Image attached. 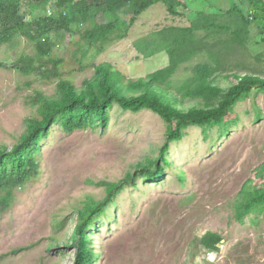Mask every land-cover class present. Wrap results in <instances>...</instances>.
Segmentation results:
<instances>
[{
	"label": "rangeland",
	"instance_id": "1",
	"mask_svg": "<svg viewBox=\"0 0 264 264\" xmlns=\"http://www.w3.org/2000/svg\"><path fill=\"white\" fill-rule=\"evenodd\" d=\"M249 1L185 0L186 8L176 16L158 4L96 64H110L130 83L147 80L169 65L161 32L188 28L200 15L215 16L216 32L194 33L200 52L181 61L163 84L178 109L202 108L204 99L180 97L195 77L208 76L223 93L238 84L233 75L264 79V22L243 26L227 15L238 9L247 17ZM50 12V5H34L28 23ZM131 17L129 12L119 16L124 24ZM218 24L228 32L221 33ZM234 32L240 34L235 40ZM64 34L50 39L52 52L60 56L73 49ZM31 54L24 42L3 47L0 63L11 65ZM73 77L81 91L93 80V71ZM23 80L0 69V147L7 150L26 134V121L34 113L27 99L32 90L21 88ZM37 87L47 96L56 91L54 85ZM170 130L171 124L154 111L133 112L116 103L105 122L95 118L71 133L60 124L52 127L40 144L35 175L14 191L11 207L0 216V264H73L74 251L68 245L78 210L84 203L100 202L109 186L123 181L90 231L94 264H264V210L242 222L234 218V207L247 189L264 185V88L243 95L220 123L190 126L172 143L167 139ZM166 146L165 163L160 156ZM156 170L158 177L153 176ZM208 233L220 237L217 251L201 247Z\"/></svg>",
	"mask_w": 264,
	"mask_h": 264
},
{
	"label": "trees",
	"instance_id": "2",
	"mask_svg": "<svg viewBox=\"0 0 264 264\" xmlns=\"http://www.w3.org/2000/svg\"><path fill=\"white\" fill-rule=\"evenodd\" d=\"M185 3V0H0V48L24 42L31 46L32 52L31 56H19L14 64L0 63V69L13 71L24 78L21 88L32 90L27 99L34 110L26 121V134L11 150L0 147V216L11 207L14 191L35 175L40 144L55 125L60 124L71 133L86 128L95 118L105 122L108 110L116 103L125 110L149 109L159 114L171 124L167 139L172 143L181 140L183 131L190 126H211L222 122L243 95L256 87L264 88L263 78L233 75L238 84L223 93L208 76L195 77L185 85L180 97L194 101L204 99L203 107L182 111L173 105V96L163 84L181 61L200 52L194 33L216 32L213 29L218 27L214 23L215 16L200 15V19L188 28H167L161 32L169 65L149 75L147 80L130 83L110 64H96L101 54L128 36L130 27L150 8L164 4L168 13L176 16L180 9L186 8ZM41 4L50 5L52 13L28 23V11ZM128 12L132 17L128 24H124L119 16ZM227 15L230 19L234 17L235 22L238 18L243 26L264 22V0H250L247 17L238 9L228 10ZM76 25L82 29L75 30ZM219 26L221 33L228 32V27ZM62 32L73 49L60 56L52 52L50 39L51 35ZM232 34L233 40L240 36L236 32ZM86 70L93 71V80L85 82L84 90L78 91L73 76ZM36 83L54 85L55 94L45 95L40 88H33ZM209 94L210 100L207 98ZM166 150L167 146L160 156L165 163ZM144 169L140 170L144 172ZM159 175L158 170L153 174L155 177ZM123 183L109 186L100 202L84 203L83 209L78 210L74 234L67 244L74 251L73 264H94L97 256L90 231L112 205ZM258 210H264V185L253 184L236 203L234 218L242 222ZM220 242L218 235L208 233L201 238L200 245L206 252L217 251Z\"/></svg>",
	"mask_w": 264,
	"mask_h": 264
}]
</instances>
